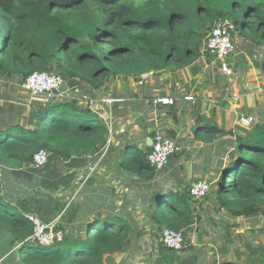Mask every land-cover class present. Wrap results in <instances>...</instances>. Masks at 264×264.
Returning <instances> with one entry per match:
<instances>
[{
  "label": "trees",
  "instance_id": "1",
  "mask_svg": "<svg viewBox=\"0 0 264 264\" xmlns=\"http://www.w3.org/2000/svg\"><path fill=\"white\" fill-rule=\"evenodd\" d=\"M219 19L231 20L238 37L264 47V0H0V76L17 75L22 82L34 71L52 72L91 90L119 76L138 81L142 73L202 56ZM27 122L29 127L17 123L0 133V160L17 168L29 165L41 149L64 160L97 153L109 135L107 125L75 98L32 106ZM226 133L235 135L233 151L201 201H193L186 188L162 191L152 200L149 219L159 233L168 227L185 240L199 220L192 204L210 199L227 221L264 216V128L238 127L232 133L209 123L196 134L209 142ZM149 151L150 146L125 144L121 168L153 181L158 170L148 161ZM180 154L179 149L169 159ZM9 205L0 184V232L22 264H103L104 254L120 251L128 241L127 222L98 215L75 236L36 246L29 239L32 223ZM216 251L221 259L214 254L204 264H264V247L247 246L243 258L235 253L231 260L223 258L226 246Z\"/></svg>",
  "mask_w": 264,
  "mask_h": 264
},
{
  "label": "crops",
  "instance_id": "2",
  "mask_svg": "<svg viewBox=\"0 0 264 264\" xmlns=\"http://www.w3.org/2000/svg\"><path fill=\"white\" fill-rule=\"evenodd\" d=\"M230 62L235 69L231 77L222 73L212 58L199 55L188 64L154 72L142 83L119 76L99 90H91L73 80L64 82L63 99L75 98L80 104H88L85 98L92 100L89 110L109 128L104 147L97 153L65 160L47 153L45 164L38 168L32 162L17 168L0 160L4 200L15 214L34 215L45 224L52 222L69 237L98 215L120 217L129 225L128 241L120 251L104 254L103 264H134L135 259L141 260L137 258L141 253L135 250V238L143 232V215L153 234L154 251L164 264L211 261L221 242L201 218L205 210L214 207L213 202L192 204L199 222L194 219L187 230L190 233L185 234V248L176 254L164 248L161 238L154 235L153 231L158 230L150 223L149 212L152 200L162 191L188 189L202 179L210 182V189L215 187L233 151L235 135L226 133L204 142L196 134L204 126L211 123L232 133L238 127L264 128V47L256 48L249 40L234 36ZM20 83L17 75L0 76V133L17 123L29 127L31 107L47 101L30 96ZM188 95L194 100H185ZM158 97L171 98L173 104L153 103ZM103 99L112 101L106 103ZM241 117L251 118V125L242 126ZM156 131L168 138L172 132L181 154L168 159L153 181L143 182L121 168L122 151L127 143L139 148L151 146L150 134ZM6 246L7 238L0 232V264H22L17 249L8 250ZM150 259L142 258L144 264H151Z\"/></svg>",
  "mask_w": 264,
  "mask_h": 264
},
{
  "label": "built area",
  "instance_id": "3",
  "mask_svg": "<svg viewBox=\"0 0 264 264\" xmlns=\"http://www.w3.org/2000/svg\"><path fill=\"white\" fill-rule=\"evenodd\" d=\"M234 24L228 19H219L208 32L204 43L201 47V55L211 56L217 62L219 70L227 77L233 75L232 64L230 62L234 51ZM153 72H145L139 76L138 83H142ZM64 83L62 78L52 72L34 71L29 74L19 85L21 89L26 91L32 97H40L43 100L51 99L52 101L60 97L63 99V92L59 91L61 84ZM187 101H193V96L184 97ZM104 102L110 103L111 99H103ZM85 103L91 104L90 98L84 99ZM153 103L165 105L173 104L171 98L158 97ZM86 104V105H88ZM240 123L244 127H249L252 119L249 117H241ZM178 144L173 139L165 137L161 132L156 131L151 138L150 151L148 153L149 163L160 170L169 157L177 152ZM47 152L44 149L37 151L33 155L32 165L38 168L45 164ZM210 190V182L202 179L193 182L187 189L191 199L195 202L201 201ZM33 225V231L29 239L39 245L49 246L54 241H61L64 238V232L57 229L54 223H43L34 215L26 216ZM160 238L164 246L172 251L178 252L184 248V237L181 231L168 227H163L160 232Z\"/></svg>",
  "mask_w": 264,
  "mask_h": 264
},
{
  "label": "rangeland",
  "instance_id": "4",
  "mask_svg": "<svg viewBox=\"0 0 264 264\" xmlns=\"http://www.w3.org/2000/svg\"><path fill=\"white\" fill-rule=\"evenodd\" d=\"M234 36H237L234 34ZM232 69H234L232 67ZM235 69L233 70L234 73ZM28 97V96H27ZM29 98V97H28ZM60 99V97L57 98V100ZM39 102V101H36ZM84 106H90L86 105L82 102ZM158 188V184L155 185V188ZM212 189V188H211ZM156 198V196H155ZM211 202L212 199H210ZM204 216L201 218V222L207 225H210V228L212 230V235L214 238L220 239L221 246H226L228 249V252L225 253L223 258L225 260H231L234 258V254L238 253L241 255L239 258H243L244 254L247 253V246H249L252 249L258 248V247H264V216H259L256 218H237V219H228V221L225 219V215L222 214V211H218L216 208H208L204 211ZM144 214V213H143ZM147 216L143 215L142 222L140 223L143 232L139 231L137 237L135 238V250L138 251L141 254L137 255V258H141V260H134V264H144L145 259L151 258L150 263L151 264H164L163 260L156 255L155 247L153 246L154 239H152V233L150 234ZM205 218V219H204ZM227 228V229H226ZM149 234H148V233ZM154 235L158 238H160V233L153 231ZM190 233L186 231V234ZM191 234H193L191 232ZM38 246L37 244H35ZM220 248V247H216ZM175 252L174 254H176ZM178 255V254H177ZM216 256V254H215ZM218 259H221L218 255ZM172 264V263H171ZM184 264V263H183ZM185 264H191L189 262Z\"/></svg>",
  "mask_w": 264,
  "mask_h": 264
},
{
  "label": "water",
  "instance_id": "5",
  "mask_svg": "<svg viewBox=\"0 0 264 264\" xmlns=\"http://www.w3.org/2000/svg\"><path fill=\"white\" fill-rule=\"evenodd\" d=\"M65 83H62L61 84V86H60V88H59V91H62V90H64L65 89ZM52 102V100L51 99H48L46 102H45V105H48L49 103H51ZM150 144H151V140H150ZM48 154H49V152L48 151H46Z\"/></svg>",
  "mask_w": 264,
  "mask_h": 264
}]
</instances>
